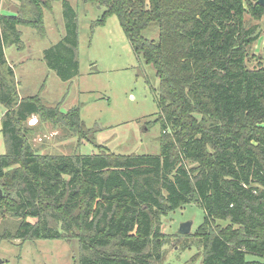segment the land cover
I'll list each match as a JSON object with an SVG mask.
<instances>
[{
    "label": "trees",
    "instance_id": "1",
    "mask_svg": "<svg viewBox=\"0 0 264 264\" xmlns=\"http://www.w3.org/2000/svg\"><path fill=\"white\" fill-rule=\"evenodd\" d=\"M85 1L104 9L95 26L115 15L133 52L155 71L160 153L35 148L31 116L66 128L70 138L79 134L77 147L94 130L77 108L63 113L38 96L19 97L5 56L10 46L24 47L19 27L45 36L53 0H0V214L19 219L2 237L76 240L78 264H162L170 236L161 217L194 203L204 212L196 230L202 264H264V57L251 51L260 28L245 19L261 20L264 7L257 0ZM61 3L66 33L44 60L66 79L78 26L73 7Z\"/></svg>",
    "mask_w": 264,
    "mask_h": 264
},
{
    "label": "rangeland",
    "instance_id": "2",
    "mask_svg": "<svg viewBox=\"0 0 264 264\" xmlns=\"http://www.w3.org/2000/svg\"><path fill=\"white\" fill-rule=\"evenodd\" d=\"M76 13L78 48L74 69L63 78L44 60L45 51L55 46L65 35L61 0H53L51 9L44 10L45 36L36 29L19 27L22 49L10 46L6 59L14 70L18 95L21 98L38 96L48 104H60L66 113L79 110L86 129L94 130L89 138L50 122H39L37 116L27 120V127L39 126L31 142L43 154L90 155L105 146L119 155H158L160 153L161 124L156 121L158 79L153 67L137 56L126 39L115 15L107 16L102 25L94 23L104 9L85 0H66ZM12 13L8 10L3 14ZM248 26L257 25L261 35L251 45L256 56L264 57V17L254 20L245 16ZM67 58L71 54L64 49ZM72 66V63H67ZM256 61H250L249 67ZM4 107L0 104V120ZM1 126V123H0ZM5 145L0 133V155ZM204 212L192 203L169 211L161 217V232L170 236L164 246L162 264H202V245L196 230ZM19 219L0 214V264H78L79 245L76 240L38 239L20 241L6 239L4 233H14ZM190 223L188 236L178 238L180 226ZM178 238V239H176ZM247 260H257L248 255ZM264 262V261H263Z\"/></svg>",
    "mask_w": 264,
    "mask_h": 264
},
{
    "label": "water",
    "instance_id": "3",
    "mask_svg": "<svg viewBox=\"0 0 264 264\" xmlns=\"http://www.w3.org/2000/svg\"><path fill=\"white\" fill-rule=\"evenodd\" d=\"M257 3L261 6L264 7V0H257ZM2 195V191L0 189V196ZM190 232V223L189 222H186L184 224H182L178 230V233L183 236V235H186Z\"/></svg>",
    "mask_w": 264,
    "mask_h": 264
}]
</instances>
